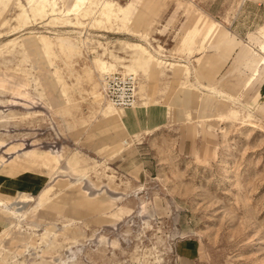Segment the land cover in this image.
Segmentation results:
<instances>
[{
  "label": "rangeland",
  "instance_id": "374dc122",
  "mask_svg": "<svg viewBox=\"0 0 264 264\" xmlns=\"http://www.w3.org/2000/svg\"><path fill=\"white\" fill-rule=\"evenodd\" d=\"M73 4L0 0V173L30 163L0 189V264H264V68L245 86L234 59L264 0Z\"/></svg>",
  "mask_w": 264,
  "mask_h": 264
},
{
  "label": "bare ground",
  "instance_id": "6f19581e",
  "mask_svg": "<svg viewBox=\"0 0 264 264\" xmlns=\"http://www.w3.org/2000/svg\"><path fill=\"white\" fill-rule=\"evenodd\" d=\"M87 0H74L73 6L67 10V12H73L76 11L81 5H83ZM111 6L109 3L104 2L102 6V11L107 15L106 7ZM209 28V27H208ZM264 32V31H263ZM136 48H138L141 52L147 54L152 60H156L159 62V60L155 57H153L143 45L141 44H133ZM235 62H241L242 64V74L240 77V82L242 81L245 86L250 85L253 83V81L261 74L262 69L264 68V45H262L259 50L252 49L249 47L248 44H244V46L241 49V52L236 55L234 58ZM157 62V63H158ZM104 63V62H103ZM167 65V64H166ZM175 66V65H174ZM178 66V65H177ZM101 70L105 69V73L100 78V86L102 88V82L105 77V75L115 73V69L113 67L104 68L102 67V64L98 66ZM180 68H183V70L187 69V66H179ZM120 72V71H119ZM122 72V71H121ZM244 76H246L244 78ZM240 82L238 81L236 83L237 86L240 87ZM242 84V83H241ZM95 95V94H94ZM97 95V94H96ZM95 95V97H96ZM98 96V95H97ZM99 98V97H97ZM112 105V104H111ZM114 106V105H112ZM115 107V106H114Z\"/></svg>",
  "mask_w": 264,
  "mask_h": 264
},
{
  "label": "built area",
  "instance_id": "2783aa9c",
  "mask_svg": "<svg viewBox=\"0 0 264 264\" xmlns=\"http://www.w3.org/2000/svg\"><path fill=\"white\" fill-rule=\"evenodd\" d=\"M102 92L112 105L119 108L131 107L137 99V79L134 74L128 72L105 75Z\"/></svg>",
  "mask_w": 264,
  "mask_h": 264
},
{
  "label": "crops",
  "instance_id": "0c3cea01",
  "mask_svg": "<svg viewBox=\"0 0 264 264\" xmlns=\"http://www.w3.org/2000/svg\"><path fill=\"white\" fill-rule=\"evenodd\" d=\"M213 42L211 43H206L203 51H201V57H205L207 59L210 60V62H220L221 65L222 64H226L227 63V59L228 56L227 54H222L219 53L217 51V47L214 45L213 46ZM197 48V46L195 47V49ZM198 49V48H197ZM198 51V50H195ZM200 51V50H199ZM201 57L195 58L196 60H199ZM207 62V60H206ZM185 64H180L179 66H184ZM189 66V65H188ZM188 69V67H187ZM32 156V154H31ZM26 157H30V156H26ZM34 157V156H32ZM35 158V157H34ZM36 159H34L35 161ZM30 168V163L28 162V164H24L22 167V172H18L15 174H7V173H0V189L3 190H7V191H11V192H19V189L14 187L13 184L15 181H17V179H19V177L24 173L25 170H29ZM37 175H41V174H37Z\"/></svg>",
  "mask_w": 264,
  "mask_h": 264
}]
</instances>
